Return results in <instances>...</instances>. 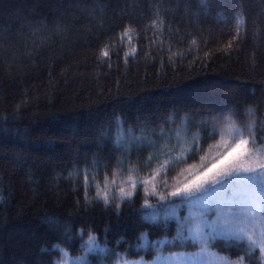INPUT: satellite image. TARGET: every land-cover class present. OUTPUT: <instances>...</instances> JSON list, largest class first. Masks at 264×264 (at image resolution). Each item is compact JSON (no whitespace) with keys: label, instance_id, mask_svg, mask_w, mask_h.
<instances>
[{"label":"trees","instance_id":"obj_1","mask_svg":"<svg viewBox=\"0 0 264 264\" xmlns=\"http://www.w3.org/2000/svg\"><path fill=\"white\" fill-rule=\"evenodd\" d=\"M251 121L264 136V0H0V264H54L56 244L81 255L89 233L107 251L88 264L139 255L144 233L175 238V199L160 197ZM120 169L134 194L105 206L96 183ZM210 247L243 254L222 236Z\"/></svg>","mask_w":264,"mask_h":264},{"label":"snow or ice","instance_id":"obj_2","mask_svg":"<svg viewBox=\"0 0 264 264\" xmlns=\"http://www.w3.org/2000/svg\"><path fill=\"white\" fill-rule=\"evenodd\" d=\"M205 0H201L204 3ZM243 24V17L237 18V27ZM231 46V45H229ZM105 57L108 52H103ZM251 113V110H249ZM236 115L230 113V116ZM228 119V117H226ZM235 124V121H232ZM255 121L242 125L243 131L234 143L228 145L223 153L220 154L210 165L206 166L194 179L186 183L183 188H178L169 193L175 198L169 203L184 204L198 208L199 215L193 217L197 224L195 228H188L189 237L195 242L207 244L209 240H214L218 236L225 240H233L239 246V252L243 253L237 261H229L228 257H222L224 264H244L247 258L249 264L255 260L256 264H264V136H257L252 128ZM172 137L166 138V143L170 142ZM259 145V146H258ZM175 147V146H174ZM202 149L196 144L192 145V154L198 153ZM161 155L168 156L162 150L155 155H150L145 162L151 167L154 160H158ZM111 159V157H110ZM179 160L169 159L165 167H171L172 163ZM123 174V169L118 173H113L111 180L105 176L103 187L96 183V199L102 200L104 205L110 203L109 192L119 191L120 198H131L133 191H126L124 187H115L117 175ZM212 179L209 180V176ZM150 179H154L149 174ZM85 203L91 201L89 192L91 184L85 175ZM131 180V177H129ZM149 179L136 180L131 182V189L136 190L141 186H146ZM193 185L195 188L193 189ZM145 194L155 196V188L149 193L145 187ZM0 197V201H2ZM160 200H165L164 196ZM145 206L150 207L149 202L145 200ZM119 209V203L117 204ZM215 212L216 216L209 220L208 213ZM169 214L176 215V207H171ZM155 219V216L152 217ZM187 219V218H185ZM186 227L181 223V230ZM207 229V231H205ZM83 237V231L79 233ZM61 254V259L54 261V264H88L87 256L89 253H104L107 250L102 248L96 240V237L89 233L87 241L81 247L83 255L70 256L69 252L61 248L59 244L53 246ZM259 251V257L255 252ZM117 264H120L119 254H117ZM125 264H140L139 261H126Z\"/></svg>","mask_w":264,"mask_h":264},{"label":"rangeland","instance_id":"obj_3","mask_svg":"<svg viewBox=\"0 0 264 264\" xmlns=\"http://www.w3.org/2000/svg\"><path fill=\"white\" fill-rule=\"evenodd\" d=\"M226 147V145L222 146L223 152L225 151ZM200 172L192 174L190 178H187V180L184 183L180 184L176 189L183 188L186 183L194 179L195 176ZM208 179L211 180L212 176L210 175ZM194 188L195 185H193V189ZM170 197L171 196L168 195L163 201H169ZM171 198L175 199L173 197ZM171 207H176V217L179 220V234L175 238L165 236L158 239H149L145 233L142 234L141 242L139 245L142 249V252L137 256L130 257L124 254H120V264H125L126 261H139L140 264H224L222 257L227 256L222 255L221 253H218L217 251L212 249L210 247L211 240H209L205 245L195 242L191 238H188L189 233L187 229L196 227L197 221L193 217L198 216L200 210L187 203L179 204L178 202L175 204H171L170 208ZM182 208L183 217L180 215V210ZM207 215L209 217V220H211L216 216V213L210 212ZM181 223H184L186 225L183 230H181ZM205 231H207V229H205ZM100 246L104 248L102 245ZM83 254L84 253H82L81 255ZM60 259L61 254L58 251V257L54 261ZM228 260L237 261L239 259L231 260L228 258ZM110 264H117V258Z\"/></svg>","mask_w":264,"mask_h":264}]
</instances>
